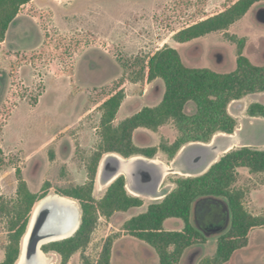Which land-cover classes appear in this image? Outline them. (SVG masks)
<instances>
[{"label":"rangeland","instance_id":"obj_1","mask_svg":"<svg viewBox=\"0 0 264 264\" xmlns=\"http://www.w3.org/2000/svg\"><path fill=\"white\" fill-rule=\"evenodd\" d=\"M31 1L19 14L23 31L17 29L15 21L7 41L0 44V196L10 207L17 200L16 169L21 170L30 190L38 194L45 182L52 186L50 195L87 182V165L100 145L101 106L105 100L117 90L125 91L116 126L144 107L162 101L163 82H148L142 75V60L158 49L171 46L188 66L230 73L237 67V45L229 40L234 35L245 40L244 53L253 63L264 64V25L257 18L264 2L255 5L228 31L181 44L173 38L176 31L203 15L223 11L235 0H185L181 11L173 12L170 8L174 0ZM191 110L189 105L187 112ZM178 136L171 121L157 132L136 130L133 141L140 148H151L164 141L173 143ZM219 139L215 137L213 145ZM219 152L221 158L224 153ZM109 156L105 155L101 163ZM142 158L157 163L156 170L148 176L153 184L164 174L159 196L137 195L134 189L141 186L142 179L138 183L128 180L130 193L142 198L144 206L116 213L110 219L100 218L89 244L67 264H97L109 238L113 239L111 264H160L153 248L122 232L123 224L145 213L150 204L163 200L175 188L177 177L200 175L187 171L185 155L169 160L159 151L154 159ZM101 170L100 167L94 190L97 200L111 184L102 179ZM240 172L236 187L248 191L245 208L253 215L264 214V187L260 188L264 173L250 177L245 176L247 168ZM213 209L209 200L199 201L194 207L192 224L204 234L226 220L224 232L230 226L227 207L220 206L222 218L218 222L216 213L210 217ZM7 222L5 215L0 216V261L4 260L3 249L8 244ZM164 226L167 230H181L185 224L182 219L171 218ZM223 233L206 234L210 238L207 248L186 250L180 264H201L203 258L213 256ZM46 254L53 264H62L58 254ZM23 259L22 254L17 264H24ZM228 264H264V229L254 230L247 246L237 251Z\"/></svg>","mask_w":264,"mask_h":264},{"label":"trees","instance_id":"obj_2","mask_svg":"<svg viewBox=\"0 0 264 264\" xmlns=\"http://www.w3.org/2000/svg\"><path fill=\"white\" fill-rule=\"evenodd\" d=\"M30 1L0 0V42L6 40L21 9ZM184 1L174 0L170 10L181 11ZM262 2L264 0H235L217 14L203 15L186 24L175 32L173 38L185 44L211 33L228 31ZM229 40L237 45V67L233 72L219 73L208 68L188 66L177 49L165 46L142 60L144 78L148 82L161 80L164 84L160 104L144 107L116 126L114 123L126 97L125 91L117 90L105 100L101 106L100 145L87 165V182L54 193L78 203L80 226L74 236L45 245V253L54 252L62 258V264H67L76 252L89 244L100 218L110 219L116 213L144 206L142 198L130 193L124 175L110 184L101 199L94 197L100 163L105 155L154 159L162 151L169 160H173L189 144H210L218 134L233 135L236 132L239 123L229 113V105L250 94L264 92V65L254 64L245 55V40H238L234 35ZM189 105H192V110L188 113ZM247 114L264 118V104H251ZM171 121L179 134L175 142L164 141L159 147L151 148H140L134 143L136 130L157 132ZM240 168H247L251 174L264 173V149L248 146L235 148L224 154L203 175L177 177L175 188L163 200L150 204L145 213L127 220L122 232L153 248L160 264H180L186 250L195 248L203 251L202 247L210 239L192 224L196 203L209 200L214 204L213 210H219L220 206L227 207L230 226L219 236L214 255L204 258L201 264H227L237 251L247 246L254 230L264 229V214H251L244 205L248 191L236 187ZM16 179L17 200L13 206L10 207L9 202L0 196V216L8 218V244L5 259L0 264L18 263L33 212L38 203L51 194L49 182L43 184L41 193L32 192L20 169H16ZM171 218L182 219L184 228L179 231L166 230L164 224ZM112 254L113 239L109 238L101 249L97 264H111Z\"/></svg>","mask_w":264,"mask_h":264},{"label":"bare ground","instance_id":"obj_3","mask_svg":"<svg viewBox=\"0 0 264 264\" xmlns=\"http://www.w3.org/2000/svg\"><path fill=\"white\" fill-rule=\"evenodd\" d=\"M233 137V136H232ZM235 138V137H234ZM235 147V146H234ZM232 150L229 149V151ZM228 151V152H229ZM219 151H216V156L211 163L215 162L219 158ZM121 175H128L130 179H133V174L136 172V168L139 167H153L156 166V161H147L139 157L131 158L129 160L121 159ZM102 168V166H101ZM171 169H165L169 171ZM135 171V172H134ZM76 203V202H75ZM74 201L62 197L60 195L47 196L46 199L40 201L36 206L32 218L31 225L24 238L22 247V254L27 258L30 256L38 257L39 246L43 242H54L63 239L76 230L80 226V210L78 204ZM49 206L52 212L63 215L62 220L53 227H47L48 222L45 221L42 225H38L39 215L43 207ZM51 213V212H50ZM76 224L78 226H76ZM34 249V250H33Z\"/></svg>","mask_w":264,"mask_h":264},{"label":"water","instance_id":"obj_4","mask_svg":"<svg viewBox=\"0 0 264 264\" xmlns=\"http://www.w3.org/2000/svg\"><path fill=\"white\" fill-rule=\"evenodd\" d=\"M257 18H258V21L262 25H264V8L259 9ZM197 144H200V145H198L196 149H194L193 151L185 155L187 163H188L187 168L195 169L202 164L210 168L214 164V163L213 164L211 163V161L215 157V155L213 154L216 153V151L220 150L219 147L218 146L209 147L208 144H202V143H197ZM139 158L146 160L145 158H142V157H139ZM121 159H124V158L117 156L116 154H110L109 158L103 164L100 163V167L102 166V170L100 174H101L102 179L105 182L112 183L121 175V171H120L121 170V162H120ZM124 160H129V159H124ZM216 162L217 161H215V163ZM155 168L156 166H153L150 168L138 166L136 168V172L134 171L135 173L133 174L134 176L133 179H130L128 175H124L127 179V182L129 180L131 182L138 183V180L142 179L140 182L141 186L134 189V192L137 195L154 196V197L159 196L158 188L162 182V178L164 177V174L159 179H157V181H155L154 184L148 178L149 174H151L152 172L156 170ZM152 185L154 187L153 189H150L148 186H152ZM44 199H46V197ZM44 199H42L41 201H43ZM49 206L50 205L48 206L46 205L45 207L42 208L40 215H39L38 225H42L45 221H47L48 222L47 227H53L62 220L63 215H60L59 213H56V212H52L51 211L52 209L49 208ZM228 218L230 219V215L228 216ZM228 221L229 220H226V222L223 225H220L218 227H212L210 229H206L205 231L207 233L205 234L218 235L220 233H223L225 231L226 225L228 224ZM30 225H31V221H30L28 230L30 228ZM26 235L27 233L25 234V236ZM54 242H57V241H54Z\"/></svg>","mask_w":264,"mask_h":264},{"label":"crops","instance_id":"obj_5","mask_svg":"<svg viewBox=\"0 0 264 264\" xmlns=\"http://www.w3.org/2000/svg\"><path fill=\"white\" fill-rule=\"evenodd\" d=\"M27 5H29V3ZM19 21L20 20H19V16H18L16 19V22H17L16 27L21 32V31H23V27H22V22L21 21L19 22ZM13 24H15V23H13ZM13 24H12V26H13ZM11 27H10V29H11ZM10 29H9V31H10ZM9 31L7 33V37H8ZM3 43H5V42H0V44H3ZM262 65H264V64H262ZM253 103L264 104V92L250 94V95H248V96H246L240 100H236V101H233L232 103H230L229 109H228L229 113L234 118H236L238 120V123H239V126H238L236 132L233 135H228V134H224V133L218 134L215 136V137H220V139L217 140L218 142H216V144L213 145V141H212L210 144H208V146L209 147L218 146L219 149L224 154H226L229 151V149H231V148L235 149V148H240V147H245V146L254 147V148H258V149L263 150L264 149V118H262V117H250L247 114V110H248L249 106ZM190 107H192V105H190ZM215 137H214V139H215ZM198 145H200V144H197V143L189 144L187 147H184L180 151L178 156L184 157V155H186L189 152L196 149L198 147ZM213 155H215V153ZM219 158H218V160H219ZM218 160H216V161H218ZM213 163H215V162H213ZM208 170H209V167L202 164L195 169H188L187 171L190 174L201 176L204 173H206ZM241 170H242V168H240L238 170L239 175H242L240 172ZM246 175H249L251 177L254 174H250V171H249L248 174H245V176ZM262 187H264V184L261 185L260 188H262ZM170 231H174V230H170ZM176 231H179V230H176ZM209 243H210V239L204 247L207 248ZM3 250L5 251V249H3ZM210 257H212V256H210ZM4 259H5V257H4ZM0 262H2V261H0Z\"/></svg>","mask_w":264,"mask_h":264},{"label":"flooded vegetation","instance_id":"obj_6","mask_svg":"<svg viewBox=\"0 0 264 264\" xmlns=\"http://www.w3.org/2000/svg\"><path fill=\"white\" fill-rule=\"evenodd\" d=\"M56 195V194H55ZM49 196H52V195H49ZM58 196V195H57ZM213 213H216L218 216H217V219H215V220H217V222L219 221V220H221V218H222V216L219 214V210H214L211 214H210V217H211V215L213 214ZM214 215V214H213ZM216 222V223H217ZM76 226H78L77 224H76ZM77 232V230L74 232V233H72L71 235H69V236H67V237H65V238H63V239H60L59 241H61V240H65V239H68V238H70V237H72V236H74L75 235V233ZM49 243H51L50 241L49 242H43V243H41L40 244V246H39V253H38V257H35V256H30V257H25L24 256V259H23V263L24 264H36V261H37V259H38V261H39V264H53V260L43 251V247L45 246V245H47V244H49ZM21 255H22V253H21ZM18 262H20V261H18Z\"/></svg>","mask_w":264,"mask_h":264}]
</instances>
